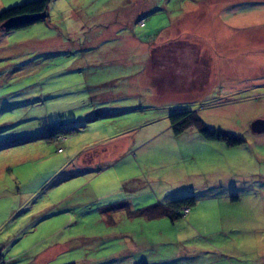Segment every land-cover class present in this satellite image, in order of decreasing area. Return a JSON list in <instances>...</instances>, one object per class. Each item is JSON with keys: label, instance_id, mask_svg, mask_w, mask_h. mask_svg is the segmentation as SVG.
Segmentation results:
<instances>
[{"label": "rangeland", "instance_id": "rangeland-1", "mask_svg": "<svg viewBox=\"0 0 264 264\" xmlns=\"http://www.w3.org/2000/svg\"><path fill=\"white\" fill-rule=\"evenodd\" d=\"M2 24L0 264H264V0H48ZM182 111L240 142L176 134Z\"/></svg>", "mask_w": 264, "mask_h": 264}, {"label": "trees", "instance_id": "trees-1", "mask_svg": "<svg viewBox=\"0 0 264 264\" xmlns=\"http://www.w3.org/2000/svg\"><path fill=\"white\" fill-rule=\"evenodd\" d=\"M47 6H48V0H32V1H27L19 5H15L13 7L4 9L0 11V24L4 23L5 21L13 17H17L21 15H28V14H35V13H40L43 11L46 12V17H47ZM41 20L43 19H40L38 21H41ZM38 21H34V22H38ZM34 22L26 23L25 25H22V26L6 28L4 29V31H9L15 28L24 27ZM138 25L140 27H144L145 25L144 19H141L140 24L138 23ZM169 121H170V126L172 127L173 131L176 134L182 133L188 128H195L199 130V132L202 133L203 136L209 140H222L227 145H231L235 142H240V139H237L235 137L232 138L231 136L227 134L218 135L214 131H208L206 125L204 124L202 119L197 115L196 111H182V112L173 113L169 115ZM64 129L66 128H59V127L52 128L53 131H61ZM193 203H194V198L192 197L174 200V201L169 202L168 206L165 207L163 210H161L159 214L160 216H163V217L166 216V217L173 218L176 215H178V213H180L181 210L185 208L188 211L190 205H192Z\"/></svg>", "mask_w": 264, "mask_h": 264}, {"label": "water", "instance_id": "water-1", "mask_svg": "<svg viewBox=\"0 0 264 264\" xmlns=\"http://www.w3.org/2000/svg\"><path fill=\"white\" fill-rule=\"evenodd\" d=\"M46 17V12H40L35 14L21 15L17 17H13L5 21L2 25L6 28L22 26L26 23L38 21L40 19H44ZM250 128L254 133H262L264 132V118H258L251 122Z\"/></svg>", "mask_w": 264, "mask_h": 264}, {"label": "built area", "instance_id": "built-area-1", "mask_svg": "<svg viewBox=\"0 0 264 264\" xmlns=\"http://www.w3.org/2000/svg\"><path fill=\"white\" fill-rule=\"evenodd\" d=\"M141 25H142V23H141ZM187 211V209H185V212Z\"/></svg>", "mask_w": 264, "mask_h": 264}]
</instances>
